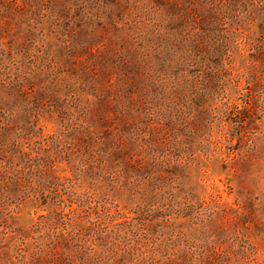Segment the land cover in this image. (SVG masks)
I'll return each instance as SVG.
<instances>
[{
	"label": "rangeland",
	"instance_id": "obj_1",
	"mask_svg": "<svg viewBox=\"0 0 264 264\" xmlns=\"http://www.w3.org/2000/svg\"><path fill=\"white\" fill-rule=\"evenodd\" d=\"M0 264H264V0H0Z\"/></svg>",
	"mask_w": 264,
	"mask_h": 264
},
{
	"label": "trees",
	"instance_id": "obj_2",
	"mask_svg": "<svg viewBox=\"0 0 264 264\" xmlns=\"http://www.w3.org/2000/svg\"><path fill=\"white\" fill-rule=\"evenodd\" d=\"M50 216H57L58 218H63V217H60L61 215L58 213H48V215L46 216V217H49L48 219H50ZM39 226H40V224H39ZM67 234H68V232H67Z\"/></svg>",
	"mask_w": 264,
	"mask_h": 264
}]
</instances>
